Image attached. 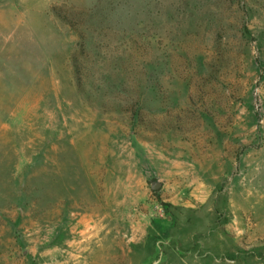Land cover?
Listing matches in <instances>:
<instances>
[{"label": "rangeland", "instance_id": "1", "mask_svg": "<svg viewBox=\"0 0 264 264\" xmlns=\"http://www.w3.org/2000/svg\"><path fill=\"white\" fill-rule=\"evenodd\" d=\"M156 260L264 264V0H0V264Z\"/></svg>", "mask_w": 264, "mask_h": 264}, {"label": "water", "instance_id": "2", "mask_svg": "<svg viewBox=\"0 0 264 264\" xmlns=\"http://www.w3.org/2000/svg\"><path fill=\"white\" fill-rule=\"evenodd\" d=\"M160 187H161V183H159L157 181L152 182V189L153 190L159 189ZM157 263H158V260L152 262V264H157Z\"/></svg>", "mask_w": 264, "mask_h": 264}]
</instances>
